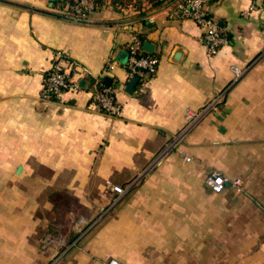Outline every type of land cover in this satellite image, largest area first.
Returning a JSON list of instances; mask_svg holds the SVG:
<instances>
[{"label": "crops", "instance_id": "crops-1", "mask_svg": "<svg viewBox=\"0 0 264 264\" xmlns=\"http://www.w3.org/2000/svg\"><path fill=\"white\" fill-rule=\"evenodd\" d=\"M254 1L208 0L228 38L209 54L201 28L166 1L105 4L81 21L56 0H0V264H264V0ZM140 33L157 68L128 92L127 43ZM59 54L79 88L41 101ZM107 58L115 115L92 96ZM187 109L200 111L189 124ZM213 168L243 191L206 187Z\"/></svg>", "mask_w": 264, "mask_h": 264}, {"label": "built area", "instance_id": "built-area-1", "mask_svg": "<svg viewBox=\"0 0 264 264\" xmlns=\"http://www.w3.org/2000/svg\"><path fill=\"white\" fill-rule=\"evenodd\" d=\"M169 3V14H177L181 17L191 18L202 30V39L206 45L209 54L216 53L218 49L228 41L225 33L221 30L216 19L213 17L208 0H161ZM109 0H56L59 12L73 19L88 20L92 12L106 3ZM137 0H130L127 3L118 4L121 8H134ZM252 6H255V1L252 0ZM142 41L137 35L127 43V69L130 77L137 76V82L144 85L147 79L153 75L157 68L158 57L153 54L144 53ZM66 54V53H65ZM59 54L52 62L50 68L44 74L41 87L39 90V99L44 102H49L60 97L65 90H76L79 88L78 82L72 78L70 70L64 67L59 59L66 56ZM113 59H105L102 71L94 78L93 99L100 108L110 114H118L120 104L116 101L113 87L106 84L103 77L113 68ZM72 62H70V65ZM235 76L242 74L243 70L237 66H233ZM223 91L219 92L206 105L205 108L216 109V104L221 100ZM200 115V111L187 109V122L192 123ZM172 142L167 143L161 153L166 152ZM186 160L190 156L184 157ZM160 157L156 159L158 161ZM155 161V162H156ZM204 184L214 192L223 191L227 186L233 187L237 192L243 191V181L240 177H230L217 169H210L204 176ZM106 189L115 193L123 191V187L112 181L107 180L105 183ZM90 222H86L83 227H87ZM105 264H123L116 258L107 259Z\"/></svg>", "mask_w": 264, "mask_h": 264}, {"label": "water", "instance_id": "water-1", "mask_svg": "<svg viewBox=\"0 0 264 264\" xmlns=\"http://www.w3.org/2000/svg\"><path fill=\"white\" fill-rule=\"evenodd\" d=\"M43 11H44V10H43ZM47 12H48V11H47ZM63 16H65V15H63ZM65 17L70 18V19H73V18L68 17V16H65ZM76 20L85 21V20H82V19H76ZM142 46H143V48H144L145 50H147V51H150V52L153 51V46H154V45H153V43H152L151 41H148V40L143 41ZM103 80H104V82L108 85V84H110L111 77H110L109 75H105V76L103 77ZM136 81H137V76H133V77L128 81V83L126 84L125 89H126L128 92H132V91H133V88H134V85H135V83H136Z\"/></svg>", "mask_w": 264, "mask_h": 264}, {"label": "trees", "instance_id": "trees-1", "mask_svg": "<svg viewBox=\"0 0 264 264\" xmlns=\"http://www.w3.org/2000/svg\"><path fill=\"white\" fill-rule=\"evenodd\" d=\"M130 1V0H129ZM123 2H125L124 0H109V2L108 3H106V4H111V5H114V6H117L118 4H121V3H123ZM127 2V1H126ZM137 2H139V0H137ZM141 12V11H140ZM139 12V13H140ZM138 37H139V39L142 41V43H143V41H145V35L144 34H138ZM144 53H148L147 51H144Z\"/></svg>", "mask_w": 264, "mask_h": 264}]
</instances>
